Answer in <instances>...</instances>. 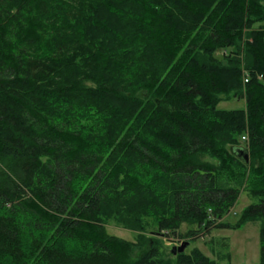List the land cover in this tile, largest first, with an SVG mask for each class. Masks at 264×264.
<instances>
[{"label":"trees","instance_id":"trees-1","mask_svg":"<svg viewBox=\"0 0 264 264\" xmlns=\"http://www.w3.org/2000/svg\"><path fill=\"white\" fill-rule=\"evenodd\" d=\"M247 223L264 264V0H0V264H218L160 241Z\"/></svg>","mask_w":264,"mask_h":264},{"label":"rangeland","instance_id":"rangeland-1","mask_svg":"<svg viewBox=\"0 0 264 264\" xmlns=\"http://www.w3.org/2000/svg\"><path fill=\"white\" fill-rule=\"evenodd\" d=\"M242 104L243 103L241 101L221 102L218 105V108L222 110H232L242 107ZM251 202L252 199L249 198L245 192H241L235 206L230 213V216L228 217L229 219L227 218V220L232 221L233 219L231 218L238 216L240 211L248 206ZM105 230L107 234L126 241H134L136 238L134 232L117 226L111 220L105 222ZM182 231H186L185 226L182 227ZM197 239L198 238L194 240H184V242H188V245L185 247L184 251L188 252L193 248H198L208 257L216 259L215 255L218 248L214 243H211L209 241H219L221 239H226V243L228 245L227 252L230 255V260L229 262L224 260L218 262V264H260L258 224L247 223L236 230L211 229L205 239ZM160 242L162 247L161 249L164 255L168 257L171 255L172 251H175V249L179 247V244L177 243L171 244L164 240ZM210 249H212V251ZM137 253L138 251H135L133 256H135Z\"/></svg>","mask_w":264,"mask_h":264},{"label":"water","instance_id":"water-1","mask_svg":"<svg viewBox=\"0 0 264 264\" xmlns=\"http://www.w3.org/2000/svg\"><path fill=\"white\" fill-rule=\"evenodd\" d=\"M239 156L241 157H243V159H244V161H245V163H247V155L246 154H243V153H239ZM187 244H188V242H184L183 244H181V245H179V247H177L175 250H176V252H178V253H182L183 252V250L185 249V247L187 246ZM174 253H175V251H174Z\"/></svg>","mask_w":264,"mask_h":264},{"label":"built area","instance_id":"built-area-1","mask_svg":"<svg viewBox=\"0 0 264 264\" xmlns=\"http://www.w3.org/2000/svg\"><path fill=\"white\" fill-rule=\"evenodd\" d=\"M246 81V80H245ZM242 139H244V138H242Z\"/></svg>","mask_w":264,"mask_h":264}]
</instances>
